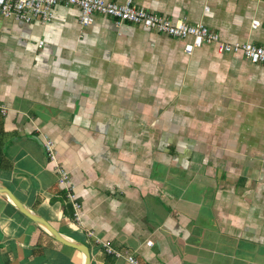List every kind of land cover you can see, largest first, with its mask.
<instances>
[{"label": "crops", "instance_id": "0c3cea01", "mask_svg": "<svg viewBox=\"0 0 264 264\" xmlns=\"http://www.w3.org/2000/svg\"><path fill=\"white\" fill-rule=\"evenodd\" d=\"M132 2L264 46V0ZM79 15L58 3L48 22L0 17V184L89 264H128L98 241L143 264H264V64ZM83 263L0 194V264Z\"/></svg>", "mask_w": 264, "mask_h": 264}, {"label": "built area", "instance_id": "2783aa9c", "mask_svg": "<svg viewBox=\"0 0 264 264\" xmlns=\"http://www.w3.org/2000/svg\"><path fill=\"white\" fill-rule=\"evenodd\" d=\"M74 5L79 8V23L88 26L96 15L112 18L116 25L129 22L154 30L171 37L187 40L184 51L191 53L194 49L203 45L216 43L219 51L240 53L254 64H264V46L252 42L236 41L225 42L219 39V35L202 23H188L183 20H172L162 14L153 13L133 4L132 0L114 2L107 0H0V17L13 18L19 21L29 22L32 20L48 22L52 15V9L56 4ZM258 21L254 20L252 27ZM4 106L0 105V112L5 113ZM43 147L49 161L55 162L57 181L67 185L69 176L66 170L56 162V151L51 139L44 138ZM66 196L72 204L75 221L80 220V203L75 200L71 189L67 187ZM98 241V240H97ZM104 251L113 257H123L128 264H143L136 256L114 248L109 241H98ZM151 244V241H147Z\"/></svg>", "mask_w": 264, "mask_h": 264}, {"label": "water", "instance_id": "95a60500", "mask_svg": "<svg viewBox=\"0 0 264 264\" xmlns=\"http://www.w3.org/2000/svg\"><path fill=\"white\" fill-rule=\"evenodd\" d=\"M0 194L4 195L21 213L26 215L28 218L36 222L42 228H44L48 233L52 235L60 243L77 249L83 254L84 263L89 264L90 254L87 246L83 243L72 241L71 239L60 234L56 229H54L44 218L35 214L33 211L28 209L18 198L13 194V192L3 184H0Z\"/></svg>", "mask_w": 264, "mask_h": 264}]
</instances>
